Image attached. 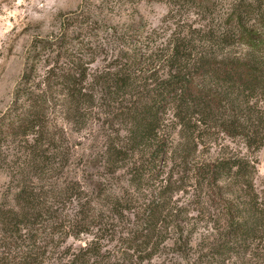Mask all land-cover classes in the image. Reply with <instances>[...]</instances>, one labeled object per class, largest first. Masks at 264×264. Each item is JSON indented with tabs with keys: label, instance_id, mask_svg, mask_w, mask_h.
Listing matches in <instances>:
<instances>
[{
	"label": "trees",
	"instance_id": "obj_1",
	"mask_svg": "<svg viewBox=\"0 0 264 264\" xmlns=\"http://www.w3.org/2000/svg\"><path fill=\"white\" fill-rule=\"evenodd\" d=\"M160 1L169 5L168 13L191 4L203 23L178 27L161 41L132 26L120 36L122 46L109 66L94 77V58L82 59L95 50L90 43L81 40L71 49L63 36L34 44L31 74L47 49V57H54L41 79L25 76L17 84L0 115V171L9 170L13 183L9 201L0 204V264H42L52 247L81 234L92 239L63 264H142L158 256L170 230L181 241L177 254L189 259L194 231L182 219L186 208L171 199L189 181L206 198L200 212L209 220L201 241L214 264L246 257L264 263V193L255 191L253 161L196 155L211 147L214 135L240 138L249 151L264 147V0ZM105 96L116 98L120 123L106 146L110 170L129 159L132 186L157 184L155 196L138 205L126 190L104 191L106 203L99 207L84 200L77 180L60 177L69 154L62 148L64 130L51 115L60 112L77 123ZM168 123L171 134L164 133ZM10 143L17 144L12 153ZM126 214L137 217L133 236L120 237L115 229L107 235L114 218ZM106 240H121L122 246L97 259L102 251L111 253ZM197 257L208 254L199 251Z\"/></svg>",
	"mask_w": 264,
	"mask_h": 264
},
{
	"label": "rangeland",
	"instance_id": "obj_2",
	"mask_svg": "<svg viewBox=\"0 0 264 264\" xmlns=\"http://www.w3.org/2000/svg\"><path fill=\"white\" fill-rule=\"evenodd\" d=\"M172 9L168 13L169 5L160 0H0V115L11 104L17 84L24 81L25 76H32L38 81L52 61L54 54L47 57L50 52L47 49L46 56L35 57L36 71L30 73L28 63L38 51L33 53L31 49L38 40L51 42L66 36L71 49H78V41L81 40L90 43L95 50L81 56L84 61L94 58L89 65V72L94 77L102 68L109 66L111 54H115L122 46L120 36L132 26L139 27V32L151 34L153 39L161 41L178 27L196 28L203 23L202 17L194 13L196 9L191 4H179ZM115 99L114 96H105L103 100L96 101L89 113L77 123L67 120L60 112L51 115L53 123L62 126L64 130L62 148L69 154V162L60 177L77 180L86 193L84 200L89 199L99 207L106 203L104 191L122 193L126 190L125 195L136 200L138 205L137 202L142 203L154 197L157 189V184L153 182L137 188L129 183L126 170L129 159L121 161L116 171H111V166L106 163V146L120 124L115 112ZM261 105L264 108V103ZM171 127L168 123L164 133L171 134ZM214 140L210 148L201 147L196 155L201 159L247 156L255 166V191L260 195L264 193V147L258 151H249L240 138L223 135H214ZM16 146V143L9 144L11 153ZM9 176V170L0 171V204L9 201L11 197L13 183ZM171 199L175 206L187 210L182 219L194 231L188 253L195 255L189 259L180 258L177 251L181 241H178L177 233L170 230L164 234L165 242L160 245L158 256L142 264H214V255L203 248L201 241L205 232L203 225L209 216L204 211L200 212L201 201L206 200L200 188L189 181L186 187L172 194ZM68 207L72 208L73 204ZM111 217L112 214L107 212L105 219L111 221ZM112 224L110 228L107 226V235L111 229H115L122 235L120 237H130L136 231L137 217L126 214L122 219L114 218ZM193 224L195 227H192ZM91 239L90 234L67 237L58 247L50 249L42 264H63L75 258ZM115 240L104 241L111 253L102 251L97 259H107L109 255L112 256L113 250L122 246L121 240ZM199 251L208 254V257L200 261L197 257ZM260 261L258 257L232 258L227 264H264Z\"/></svg>",
	"mask_w": 264,
	"mask_h": 264
}]
</instances>
